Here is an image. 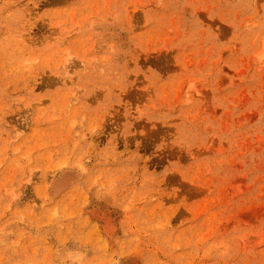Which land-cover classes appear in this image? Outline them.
I'll return each instance as SVG.
<instances>
[{
	"label": "rangeland",
	"instance_id": "1",
	"mask_svg": "<svg viewBox=\"0 0 264 264\" xmlns=\"http://www.w3.org/2000/svg\"><path fill=\"white\" fill-rule=\"evenodd\" d=\"M0 264H264V0H0Z\"/></svg>",
	"mask_w": 264,
	"mask_h": 264
}]
</instances>
